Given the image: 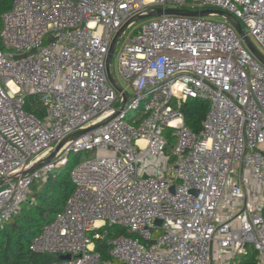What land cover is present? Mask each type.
Listing matches in <instances>:
<instances>
[{"label": "built area", "instance_id": "built-area-1", "mask_svg": "<svg viewBox=\"0 0 264 264\" xmlns=\"http://www.w3.org/2000/svg\"><path fill=\"white\" fill-rule=\"evenodd\" d=\"M195 3L189 10L234 15L264 51V0ZM186 4L13 0L3 15L0 223L21 213L34 182L72 154L94 152L70 171L75 189L65 208L31 242L33 252L55 257L51 264H229L249 247L264 264V65L238 31L225 18L145 19L118 56L133 96L125 102L108 79L111 45L131 18ZM35 95L42 118L24 109ZM195 99L208 103L198 133L183 112ZM132 111L140 112L134 124ZM115 114L40 169L11 178ZM111 229L134 236L111 237Z\"/></svg>", "mask_w": 264, "mask_h": 264}, {"label": "trees", "instance_id": "trees-1", "mask_svg": "<svg viewBox=\"0 0 264 264\" xmlns=\"http://www.w3.org/2000/svg\"><path fill=\"white\" fill-rule=\"evenodd\" d=\"M12 2L13 0H0V32L3 15L10 10ZM4 50L0 38V51ZM24 109L40 118L45 115V107L38 95L28 97ZM207 110L206 101L188 100L183 108L186 125L198 133ZM74 189L70 173L67 174L65 168L54 171L44 180L32 184L28 200L23 205L21 213L16 218L0 224V264H51L55 260L52 255L33 252L30 245L43 227L65 208ZM113 234L134 236L126 230L119 229H114ZM96 247L102 253L103 260L110 259L106 243L100 241ZM229 264H258V254L249 247L246 254L235 256Z\"/></svg>", "mask_w": 264, "mask_h": 264}, {"label": "water", "instance_id": "water-1", "mask_svg": "<svg viewBox=\"0 0 264 264\" xmlns=\"http://www.w3.org/2000/svg\"><path fill=\"white\" fill-rule=\"evenodd\" d=\"M162 15H178V16H187V17H211V16H220L222 18H225L237 31L238 33L243 37L247 47L249 48V50L252 52V54L264 65V55L257 49V47L253 44V42L250 40V38L247 36V34L244 31V28L241 24V22L231 13L229 12H225V11H221V10H215V9H204V10H189V9H175V8H168V9H164V8H155L154 10H152L151 12H149L146 15H137L133 18H131L119 31V33L116 35V37L113 40V43L111 45L110 51H109V55L107 58V75H108V79L110 81V83L121 93H123V97L125 99V102L128 101L129 99V95L127 93L124 92V89L121 88L119 86V84L117 83V81L115 80V78L113 77L112 73H111V68H110V64H111V60L112 57L114 55L116 46H117V42L119 40V37L122 35V33L127 29L128 25H130L131 23H137L140 21H143L145 19H149V18H153V17H158V16H162ZM125 104L123 105L124 108ZM117 114H115L114 116L110 117L108 120H105L104 122L90 127L88 129L79 131L76 134H73L71 136H69L68 138L64 139L57 147L56 149L51 153V155L49 157H47L46 159L34 164L33 166H31L29 169L23 171L21 174L18 173L14 176H12V179H17L19 177V175H27L30 174L38 169H40L42 166H44L46 163H48L49 161H51L55 155L59 152V150L65 145V143H67L68 141H73L78 139L80 136H82L83 134L90 132L98 127H101L103 125H105L106 123H108L109 121H111ZM161 220H157L156 224H161ZM70 256H64L62 259H69Z\"/></svg>", "mask_w": 264, "mask_h": 264}, {"label": "rangeland", "instance_id": "rangeland-1", "mask_svg": "<svg viewBox=\"0 0 264 264\" xmlns=\"http://www.w3.org/2000/svg\"><path fill=\"white\" fill-rule=\"evenodd\" d=\"M195 1L196 0H187V4L184 5V8L185 9L197 8V4L195 3ZM170 6L171 7L180 8V6L179 5H176V4H171ZM208 18L211 19V20H214V21H221L223 19L220 16H211V17H208ZM141 23H142V21L137 22V23L134 24L133 27H130V28H128L125 31L124 36H122V38L119 40V43L116 46L114 55H113L112 60H111V64H110L111 73H112L113 77L115 78V80L117 81V83L119 84V86L121 88H123V89H125L127 87V83L125 81L121 80V78H120V75H119V65H118V56H119V54H120V52H121L124 44L126 43L128 37H130L133 34V32L141 25ZM242 26L246 30V26L244 24H242ZM250 40L257 47V49L264 55V51L262 50V48L260 47V45L256 42V40L253 37H250ZM127 92L129 94V96H131V97L133 96V92H132L131 89H127ZM119 105H120L119 103H116L115 104V107H118ZM139 115H140V112L139 111H137V112H135V111L130 112L128 114V123H133L134 124V120ZM168 133H169V131H165L164 132L165 135L168 134ZM93 156H94V152L93 151H82L78 155L72 154V156L70 157V163L68 164V166L64 167L66 173L69 174L70 171L78 163H81L82 161L87 160L88 158H92ZM110 231L112 233L111 237L112 236H115V235H113L114 229H111Z\"/></svg>", "mask_w": 264, "mask_h": 264}]
</instances>
